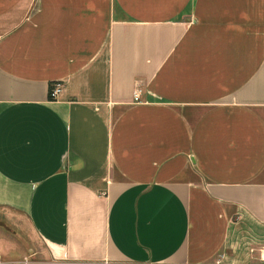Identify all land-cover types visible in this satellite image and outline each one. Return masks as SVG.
Returning a JSON list of instances; mask_svg holds the SVG:
<instances>
[{"label":"crops","instance_id":"1","mask_svg":"<svg viewBox=\"0 0 264 264\" xmlns=\"http://www.w3.org/2000/svg\"><path fill=\"white\" fill-rule=\"evenodd\" d=\"M0 219L8 262L264 264V0H0Z\"/></svg>","mask_w":264,"mask_h":264},{"label":"built area","instance_id":"2","mask_svg":"<svg viewBox=\"0 0 264 264\" xmlns=\"http://www.w3.org/2000/svg\"><path fill=\"white\" fill-rule=\"evenodd\" d=\"M62 89H63V86L60 84V83H57L53 88H51V91H50V99L51 101H55L58 99L59 95L61 94L62 92ZM141 95H142V92L139 90V91H136L134 93V101L136 103H141ZM263 254H264V249H263ZM263 254H262V257H263ZM0 264H30L28 261H24V262H8V261H5L3 259V257L0 255Z\"/></svg>","mask_w":264,"mask_h":264},{"label":"rangeland","instance_id":"3","mask_svg":"<svg viewBox=\"0 0 264 264\" xmlns=\"http://www.w3.org/2000/svg\"><path fill=\"white\" fill-rule=\"evenodd\" d=\"M0 235L4 236L5 238H7V240H22L23 241V237L21 236V234H19L14 226H11V224H8L6 220L0 219ZM25 244V243H24ZM32 258L29 257L28 259L24 260V261H28L29 263L32 262L31 260Z\"/></svg>","mask_w":264,"mask_h":264}]
</instances>
